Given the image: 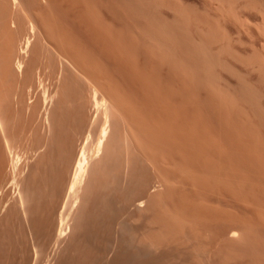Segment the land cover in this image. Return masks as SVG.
Masks as SVG:
<instances>
[{
  "label": "rangeland",
  "instance_id": "1",
  "mask_svg": "<svg viewBox=\"0 0 264 264\" xmlns=\"http://www.w3.org/2000/svg\"><path fill=\"white\" fill-rule=\"evenodd\" d=\"M0 264H264V0H0Z\"/></svg>",
  "mask_w": 264,
  "mask_h": 264
},
{
  "label": "bare ground",
  "instance_id": "2",
  "mask_svg": "<svg viewBox=\"0 0 264 264\" xmlns=\"http://www.w3.org/2000/svg\"><path fill=\"white\" fill-rule=\"evenodd\" d=\"M15 2H16V0H14ZM34 31H35V27L34 26H31V33H34ZM32 42V41H31ZM29 45H30V38H28V39H26V41H25V44L23 45L24 47L22 48V53H26L27 52V49H28V47H29ZM72 61V60H71ZM22 64H21V62H19L18 63V68L19 69H21L22 68ZM97 90H98V88H96ZM99 91V90H98ZM97 94V91L95 92V95ZM99 95V94H98ZM47 96V95H46ZM97 98V95H96V97H95V106H96V108H98L99 106L101 107L102 106V104H104V103H106V102H104L103 103V101L104 100H106V99H104V100H102V103L99 101V99H96ZM105 98V97H104ZM94 105V104H93ZM107 105V104H106ZM99 107V108H100ZM98 108V109H99ZM101 109H102V107H101ZM104 110V109H103ZM106 115V114H105ZM108 115V114H107ZM107 115L105 116V119H106V122H108L109 123V121H108V119L109 118H107ZM107 124V123H106ZM107 126V125H106ZM105 126V128L102 130V134H101V138L97 141V144H96V146L94 147V150H95V152H96V154L97 155H95V157H97L99 154H100V151H101V149H102V146H103V142L105 141L104 139L106 138V135H107V127ZM93 150V151H94ZM84 152V151H83ZM92 154V153H91ZM87 156V155H86ZM85 156V153H83V154H81V159L78 161V164H77V177H76V179H75V182H74V187L76 188V191L77 192H79L81 189H82V187H84L83 186V183H84V180H85V177H86V174L88 173L87 171H88V169H87V164H89L88 162H87V160H88V157H86ZM92 157L91 158H95L93 155H91ZM74 192H75V190H74ZM76 193V192H75ZM77 194V193H76ZM79 194V193H78ZM64 227V226H63ZM61 230H60V234L59 235H63L64 234V232H65V230H66V228L64 227V228H60ZM236 232V231H235ZM65 235V234H64ZM233 236H235V235H233Z\"/></svg>",
  "mask_w": 264,
  "mask_h": 264
}]
</instances>
